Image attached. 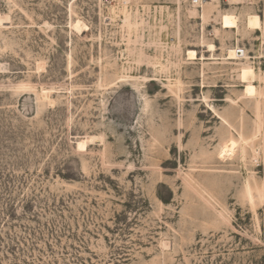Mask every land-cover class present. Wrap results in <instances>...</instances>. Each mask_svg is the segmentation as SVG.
Masks as SVG:
<instances>
[{
    "label": "rangeland",
    "instance_id": "obj_1",
    "mask_svg": "<svg viewBox=\"0 0 264 264\" xmlns=\"http://www.w3.org/2000/svg\"><path fill=\"white\" fill-rule=\"evenodd\" d=\"M0 14V264H264V0Z\"/></svg>",
    "mask_w": 264,
    "mask_h": 264
},
{
    "label": "bare ground",
    "instance_id": "obj_2",
    "mask_svg": "<svg viewBox=\"0 0 264 264\" xmlns=\"http://www.w3.org/2000/svg\"><path fill=\"white\" fill-rule=\"evenodd\" d=\"M6 19V16L0 14V23L3 22V20ZM238 19L236 15L229 14L225 17V24L228 26H235L237 25ZM73 29H75L78 32H81L83 30H86V25L83 24L80 20H76L73 23L70 24ZM245 26L247 29H259L260 28V17L258 14H250L247 13L245 16ZM186 52V51H185ZM187 55L189 59H194L196 57V51L191 49L187 51ZM228 60H236L238 58H245V53L242 50H239L238 47L229 48L226 52ZM43 63V62H42ZM43 66V65H42ZM245 94L253 95L256 93V87L253 84H245ZM46 100L50 102L49 96L47 94L43 95ZM90 140L93 139L92 136L88 137ZM77 147L81 150H83L85 147H87V143L85 141H77ZM236 148V142L233 139H229L225 141L222 146L219 153V158H224L228 155H230L233 150ZM79 151V150H78Z\"/></svg>",
    "mask_w": 264,
    "mask_h": 264
},
{
    "label": "crops",
    "instance_id": "obj_3",
    "mask_svg": "<svg viewBox=\"0 0 264 264\" xmlns=\"http://www.w3.org/2000/svg\"><path fill=\"white\" fill-rule=\"evenodd\" d=\"M260 237H261L262 242L264 243V214H263L262 226L260 228Z\"/></svg>",
    "mask_w": 264,
    "mask_h": 264
},
{
    "label": "built area",
    "instance_id": "obj_4",
    "mask_svg": "<svg viewBox=\"0 0 264 264\" xmlns=\"http://www.w3.org/2000/svg\"><path fill=\"white\" fill-rule=\"evenodd\" d=\"M246 1H247V0H246ZM192 2H193V3H197V2H198V0H192Z\"/></svg>",
    "mask_w": 264,
    "mask_h": 264
}]
</instances>
